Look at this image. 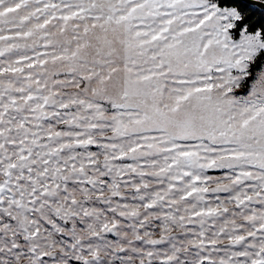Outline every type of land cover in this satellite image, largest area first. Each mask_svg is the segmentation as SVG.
Here are the masks:
<instances>
[{
  "label": "snow or ice",
  "instance_id": "1",
  "mask_svg": "<svg viewBox=\"0 0 264 264\" xmlns=\"http://www.w3.org/2000/svg\"><path fill=\"white\" fill-rule=\"evenodd\" d=\"M0 264H264V0H0Z\"/></svg>",
  "mask_w": 264,
  "mask_h": 264
}]
</instances>
